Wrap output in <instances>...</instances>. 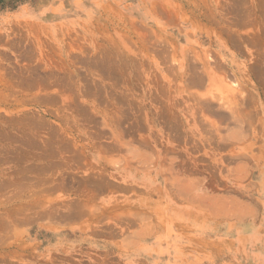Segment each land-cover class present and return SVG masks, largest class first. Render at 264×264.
<instances>
[{
    "label": "rangeland",
    "instance_id": "obj_1",
    "mask_svg": "<svg viewBox=\"0 0 264 264\" xmlns=\"http://www.w3.org/2000/svg\"><path fill=\"white\" fill-rule=\"evenodd\" d=\"M0 264H264V0H0Z\"/></svg>",
    "mask_w": 264,
    "mask_h": 264
}]
</instances>
